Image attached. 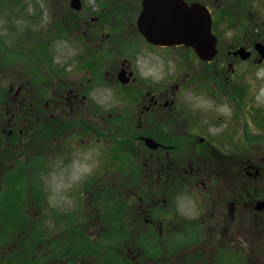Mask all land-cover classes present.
<instances>
[{"label": "flooded vegetation", "instance_id": "obj_1", "mask_svg": "<svg viewBox=\"0 0 264 264\" xmlns=\"http://www.w3.org/2000/svg\"><path fill=\"white\" fill-rule=\"evenodd\" d=\"M184 1L192 3L197 0ZM142 3L143 0L13 1L12 4H18L19 7L12 11L10 9L9 13L17 15L16 19L21 22L19 40H34L30 38L34 31L33 35L40 43L33 56L53 60L47 62L48 65L37 60L36 65L25 69L35 75H28L23 71V75L13 82L8 71L7 79L10 82L0 83V264H12V261L14 264H76L73 247L74 220H68L66 225L67 218L63 224L60 220L54 221L51 214L48 220L52 224L49 229H44L41 210L34 205L38 199L41 200L42 195L37 184L33 188V182H30L25 190L29 197H34L29 208L26 206L27 199L25 201L24 198L23 201L16 199L14 211H10L8 206L15 200L11 199L12 196L17 198L21 195L18 194L20 190L16 191L11 186L26 185L29 181L26 178L23 182L16 177L11 179V175L18 173L14 170L16 161H27L19 169L20 173L26 174V170L36 173L41 169L39 161L42 160L43 153L49 149L58 153V146L63 143L73 148L75 135L70 117L74 109H77L76 106H86L87 101H104L99 97L92 98L91 91L103 86L94 81L93 74L108 77L113 74V82H119L124 87L131 86L134 132L127 129L123 134L130 138L133 158L143 164L144 172L143 177L139 178L140 167L134 166V210L127 222L134 233L150 231L153 235H158L160 242H143L146 246V250H143L140 245L142 243H138L137 238L133 249L127 251L131 255L128 257L121 256L116 243L114 252L111 253L113 257L79 261L78 264H148L149 260L153 264H186L190 260L186 257V246L199 243L203 233L231 234L227 239L231 243L235 229L239 230L238 235L250 231V211L256 201L264 196V185H258L257 182L264 171V159L260 158L257 163L252 164L245 158L244 153L249 149L248 140L244 137L245 130H239L237 138L233 126L230 130H210L209 120L201 119L200 108L186 103L178 105L176 95L184 84L183 81H179V84L161 82L148 87L145 82L137 80V56L161 53L174 55L179 51L186 57L184 51L187 50L184 45L162 46L142 36L137 24ZM214 28L215 23L212 26L213 32ZM160 38L162 37H153L154 40ZM257 43L264 45L262 27L257 36H243L225 44L223 50H218L211 64L225 65L234 81L237 73L242 71L241 65L250 69L264 65V58H260L255 49ZM53 44L56 47L62 45V51L59 53L58 49L52 48ZM240 48L249 53L247 59L235 54ZM221 53L224 54L219 58ZM122 57L132 59L120 62L119 58ZM59 58L66 60L63 62ZM125 78L128 82L122 84L120 79ZM221 79V94L224 96L228 94L225 92L230 88V81L226 74L221 75ZM233 102L223 101V104L231 108V121L235 112ZM215 105L214 102L213 106ZM222 116L227 115L220 114V118ZM207 117L211 118L212 115ZM66 123L71 130H61ZM70 132L72 133L69 134ZM146 139L150 140L147 146ZM236 139L242 143L237 153ZM97 140L98 147H101V140ZM79 142L84 144L83 141ZM103 143L106 144L107 141ZM115 163L119 165L118 162ZM30 164L34 166L31 167ZM118 167L125 169L120 165ZM109 169L101 168L97 172L100 175L98 182L96 179L95 183H90V177H86L87 184H97L98 187V191H85L88 202H99L101 196L102 199H110V195L119 190L124 180H107V175L113 179L119 172L115 167L112 173ZM241 171L247 177L245 184ZM247 171L251 174L246 173ZM255 172L259 174L256 178ZM236 177L239 183L237 195ZM141 184L148 187L145 195L137 192V186ZM41 187L42 182H39V188ZM109 187L112 188L110 192ZM73 194L74 189L71 188L70 195ZM183 200L187 202L184 203ZM170 201H174L175 205L171 206ZM253 217H264V211L253 212ZM115 220L116 218H110L109 229L117 231L121 228L116 226ZM118 221L121 227L126 223L120 221V218ZM259 221L260 224L264 223L263 220ZM59 227L61 229L58 231ZM99 228L100 232L107 230L102 224H99ZM25 229L35 233L29 246L23 238L17 241ZM261 232L264 233V225ZM43 238H46L44 243ZM20 241L24 243L23 249L19 248ZM18 249L20 253L17 252ZM158 252L165 254L164 257L155 256ZM144 254L151 256L147 258ZM248 260L251 261L252 258L249 256Z\"/></svg>", "mask_w": 264, "mask_h": 264}, {"label": "rangeland", "instance_id": "obj_2", "mask_svg": "<svg viewBox=\"0 0 264 264\" xmlns=\"http://www.w3.org/2000/svg\"><path fill=\"white\" fill-rule=\"evenodd\" d=\"M201 2L206 5L208 4L213 13L215 21L214 32L217 33L220 39L219 47L222 50L225 44L232 43L234 40H238L245 35L250 36L254 30H260L261 26L264 29V0H201ZM9 3H13V0H0L1 84L10 82L7 79L9 77L8 71H10L12 82L23 75V71L25 74L31 73L35 75L34 72L25 70L28 67L27 61H31L29 62L30 64H35L37 60H42L40 57L33 56L40 43V41L35 39L33 35L34 31L30 37L34 40L24 42L19 40L21 22L19 19H16V16H11L12 13H9L10 9L5 7ZM11 27L15 30H12ZM257 35L258 33L255 31L253 36ZM61 46L56 47L53 44L52 48L58 49L60 53L62 51ZM184 52H186L184 54L186 57H183L179 51H176L174 55L172 53H161L137 56L135 58L137 80L140 83L145 82L148 87L161 82L179 84V81H183L184 84L180 86V91L176 95L178 105L183 106L186 103L193 104L195 108H200L202 110L200 113L202 115L201 119L209 120L208 125L210 130H230L233 126L235 133L238 131L240 125L244 123L246 127L245 132L248 134V137H261L264 135V66L253 70L246 65H241L242 71L236 75L238 80L235 81L234 79L232 81V77L229 71L225 69V65L214 66L209 64L205 67L194 58L191 50L187 49ZM223 54L221 53L219 58ZM44 59L45 57H43ZM49 59L53 60L52 58ZM59 59L63 62L66 60V58ZM119 59L121 62L123 59L130 60L132 58L122 57ZM43 60V65H46V61ZM136 65L143 68L139 69ZM215 74L218 76L226 74L228 77L230 88L225 93H228V97L231 95L230 99L231 97L237 100L242 98L240 96V82L247 80V87L250 89V91L248 90V104L250 108L248 114L250 116L243 119L235 115L238 121L235 120V116L233 121L230 120L229 117L232 115L231 108L227 104L221 105L219 101L232 100L225 95L223 96L217 89V82L214 80ZM109 76L93 74L94 81H98L103 86L101 89L98 88L91 91L92 98L96 99V97H99L104 101H87L85 103L86 106H76L77 109H74L70 117L75 135V146L72 148L63 143L59 144L58 153L52 149L44 151L42 160L39 161L41 169L36 173L33 170H26V174L24 172L20 173L19 169L27 161L18 159L16 161V169H13L19 174L11 175V179L16 177L21 179V182L25 178L29 179L25 183L26 185L11 186L16 191L20 190L18 194L21 195L18 199L22 201V198L25 201L27 199V208L30 207V202H34V197H29L25 193L30 182H33V188L37 184L38 191L41 190V200L38 199L39 201L37 200L34 205L38 207V210H41L44 229H49V225L52 224L48 220L51 214L54 217V221L57 220L58 222L60 220L63 224L67 218L66 225L68 220L69 222L71 219L74 220V236L77 245L74 248L76 264L79 261H97L104 257H110L108 254L114 252L113 249H115L116 243H118L116 247L120 248L121 256L128 257L131 255L127 251L133 249L135 243H137V238L139 239L138 243H142L140 245L143 250H146L143 242L146 244L160 242L158 235L155 233V235L150 231L134 233L133 230L129 229L130 225L127 221H129L133 214L134 203L132 197L134 195V188L136 187L134 186V166L140 167L139 178L143 177L144 171L142 170L143 164L133 158L134 150L132 149L130 138L128 135L123 134L124 130L127 129L134 132V101H132L131 86H121L119 82L112 81L111 77L113 74ZM104 77H106L105 80L103 79ZM104 82H106L108 87H105ZM114 91L115 93L113 94ZM214 102L216 103L215 106H213ZM243 105L241 103V106ZM236 112L238 113V109H236ZM220 114L227 116L220 118ZM209 115H212V117L208 118L207 116ZM61 128V130H71L70 127H67V123L63 124ZM97 139L101 140V147H98ZM79 141H83L84 144ZM104 141H107V143H103ZM253 146L254 141L251 144L252 149L250 154H248L250 163H254L258 158L264 156L263 145L259 151ZM34 161L35 159L31 162ZM115 161L125 169H120ZM102 162L106 164H101ZM30 165L31 167L34 166L33 164ZM114 167L119 171L115 178L112 179L108 175L106 177L109 178L107 180H111L112 182L116 179L124 180L119 190L114 191L110 195V199H102L101 196L99 202H88V196L87 194L85 195V191L90 193L98 191V187L97 184L95 186L87 184L86 177H90V183H95L96 179L98 182L100 175L97 172L101 168H110L109 171L112 173L113 170L115 171ZM40 176L42 177L41 179ZM241 176L243 180H246L244 184L247 183L243 171L241 172ZM39 182H42L41 188H39ZM257 182L258 185H264V179H260ZM102 183L101 181L100 184ZM238 187L239 183L235 179V192L237 191V193ZM71 188L74 189L73 195H70ZM111 190L112 188L109 187L108 191L110 192ZM147 190L146 184L137 186V192L140 195H145ZM14 204L17 205L16 200L8 206L10 211L16 209L13 207ZM170 205H175V202L170 201ZM32 208L34 209V207ZM100 214H103L101 222ZM111 217L113 219L116 218L115 221L121 229L116 231L113 228L100 232L99 224L101 225L103 221L110 222ZM118 218H120V221L126 222L123 224V227H121ZM259 220L264 221V217L258 219L251 217L250 231L248 230L245 234L238 235L239 230L235 229L231 243L227 241L231 234L203 233L200 236L202 238L199 243L186 246L187 256L190 255L192 257L186 264H247L249 256L252 260L248 264H264V238L261 235V228L264 224H260ZM63 224L60 226H63ZM60 229L61 227H59L58 231ZM34 238L35 233H31L30 230L25 229V232L20 235L17 241L22 239L29 246ZM105 239L107 240L105 241ZM164 240L167 242L168 239L165 237ZM23 241H20L21 244H18L20 249L24 248ZM45 241L46 238H43V243ZM20 249L17 250L18 253H20ZM101 251L108 254H101ZM159 252L155 256L163 258L165 254L161 255ZM143 256L149 258L151 255L144 254ZM259 256L260 259L258 260L257 257ZM222 257L224 260H222ZM12 264H14L13 261ZM148 264H153V262L149 260Z\"/></svg>", "mask_w": 264, "mask_h": 264}, {"label": "water", "instance_id": "obj_3", "mask_svg": "<svg viewBox=\"0 0 264 264\" xmlns=\"http://www.w3.org/2000/svg\"><path fill=\"white\" fill-rule=\"evenodd\" d=\"M138 25L142 34L150 40L156 43H183L191 46L204 60H210L216 52L210 14L201 4L187 5L181 0H144ZM154 33L163 39L154 40ZM263 207L264 201L259 202L257 208Z\"/></svg>", "mask_w": 264, "mask_h": 264}, {"label": "bare ground", "instance_id": "obj_4", "mask_svg": "<svg viewBox=\"0 0 264 264\" xmlns=\"http://www.w3.org/2000/svg\"><path fill=\"white\" fill-rule=\"evenodd\" d=\"M154 36H157V37H159V35H157V34H155V33H154Z\"/></svg>", "mask_w": 264, "mask_h": 264}]
</instances>
